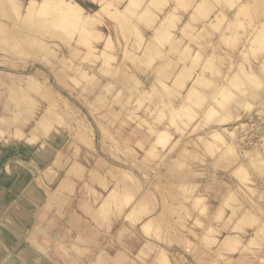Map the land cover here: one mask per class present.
Instances as JSON below:
<instances>
[{"label":"rangeland","instance_id":"obj_1","mask_svg":"<svg viewBox=\"0 0 264 264\" xmlns=\"http://www.w3.org/2000/svg\"><path fill=\"white\" fill-rule=\"evenodd\" d=\"M25 1L27 0H21V7L19 8V12L17 14L16 10L18 8H13V5L9 4L10 1L0 0V161L3 162L0 163V165H4L9 161L6 164V167L8 172H10L9 163H11L14 157H20L23 160H26L28 158V156L24 155L27 154L24 153L26 151L24 147L28 145H31L32 149H34V160L38 161L42 158L45 159L44 161H40L41 163L39 164L38 168H34V174L26 175L25 178H27L28 176V179H30V177H34V189H40L42 191V189L44 188L45 191L49 190L51 191V193H53V198L46 206H44V208L50 210V215H53L51 219L54 220H51L50 223H47L43 219L42 215H40V217L35 218L34 225L36 226L38 224L39 226H41L44 223L50 226L55 223L57 226H59L61 223H63V221H66L67 224H70L67 229L68 232L66 233L67 237L63 233L62 235L69 239H75L77 238V235L75 236V233L73 232L74 228L81 230L84 229L85 226H88L90 223H94L95 227L99 228L103 232H106V234L101 235L97 240H94L96 242H93L94 245L92 244V248H83V250L85 251L84 254L75 251L76 253L80 255H85L86 253L90 256H96L97 262L104 261L108 263V261L110 260L115 264H157L155 257H152V249L147 252L143 261L139 260L138 258H134L136 250L145 240V237L143 236L146 234V232H144V228L141 227L142 225L139 224V222L142 220L141 216L143 215V212H139L138 210L135 211L134 213L137 214H132L131 217H133V219L126 218V216L123 217L124 211L128 208V206H122L121 209L109 210L107 214L105 212H103L102 215L101 213H98L102 222L100 225L85 212V206L83 205L94 207L97 205L98 201H100L102 194H104L106 191V188L103 189L105 187L103 186V184L107 183L106 179L109 180L108 186L113 183L109 174V169L112 167L111 165L116 164L115 166L119 165L122 167H129L130 170L135 173L137 183H140L139 188H131L133 199H136V208L143 206L142 209H144L145 207L147 210H149V212L155 214L157 213L154 226V228L156 227L155 231L152 230V236L150 235L151 233L149 234V236H145L150 238L151 248H157L161 246V249H164V252L168 257L170 264H264V162L263 164H261L263 165V168L261 170L255 171L254 168H250L246 172L249 173L250 171V173L253 174L254 178L250 180L255 181V183L252 184L253 187L258 186V188H262L261 192H259V190L255 194L254 192L252 193L250 186L242 187L241 183H238V177L235 180L234 177H231V175L227 173V171H230L232 168L229 167L226 168V170L220 169L223 168L220 165H223L224 163H222L220 159L218 161L215 160L218 157L217 155H214L215 157L213 155H208L209 157H213L209 158L208 156H204L203 153H199L198 155L201 158H199L198 155L196 158V156L191 151H187L193 146L195 147L193 139H191V137H188L186 139L184 136L186 134L185 132H188V129L193 125L194 122L189 123L190 120H185L188 122L184 123L183 121H180V126H182V128H180L181 131L176 130L177 132L180 131L181 133L176 132L174 134L172 133L171 136H169V132L167 135L170 137L169 139L171 141L168 139V136H165L162 140L164 141V144H160L162 141L159 143V146L164 145V147L167 148L173 146V149L170 147L171 150L169 149L167 151V148H162L161 151L158 152L159 154H157V156H155L151 160L147 162L145 160V162L142 164L138 163L140 168H138V165L132 166V161L136 160L137 162V159H139L143 154L142 150H139V143L142 142V145H148L149 141L152 139V137L148 134L151 132L148 130L146 133L145 127H147L149 124H153L154 122H156L154 123V125H161L169 119L168 117H170L171 115L170 111H168L169 107L171 108L174 107V105H177V103L182 98L181 94L186 91V87L191 82L192 77L187 76L189 78V81H186L188 78H184V80H180L178 82L174 81V83L176 82L175 84H177V86L180 82L184 81L185 83H180L182 85L185 84V86L182 87L183 89H178V87L173 83L172 84L176 87H173V89H171V78L174 75L175 69L179 68V64L175 63L176 61H170L169 59H167L168 56L170 58L171 54L168 55L165 53V61H162V58L159 57V59L156 55H149V57L151 56V59L147 57H134L133 54L122 56V50H124L122 49L123 46L117 42L116 48H112L113 50L111 51L112 53L116 54V56H114L116 57V59H112L110 55V58L107 59L113 60V65L110 67L103 66L96 68L95 66L97 65L100 58L95 57L93 51H85L83 53V48L81 50H78V48H74L71 52L69 51L70 47H68L67 42L69 41L73 44L76 43L75 41H73L74 37L77 38V35L75 33L71 34L70 32L69 34V31H66L67 33L63 32L61 39H59L58 37H55V31L53 30V28H51V23L49 21L44 24L36 22L37 20L23 22L22 19L26 16V13L22 10V5L25 3ZM78 1L84 6L88 5V7L91 9L96 7L95 4L89 0ZM211 1V3L217 4V6L220 5L219 0ZM217 1L219 2V4ZM221 2H223V0ZM184 3L188 4V2ZM257 5L258 6L256 7L258 8L256 11H259V16H257L255 20H264V3L261 2ZM23 12L25 13L24 15L22 14ZM174 13L176 14V11ZM176 19L172 21L173 25L171 24V21V23L169 22L172 26H174V23H176V25L175 28H168V32L176 30V27L180 25V22L182 21L185 24V22H187L186 20L189 19V17L188 15L184 14V16L180 18V22H175ZM149 21L153 22L154 20L150 19ZM193 23L194 22L192 21L191 24ZM143 25L145 26V28H147V26L151 27V25L149 24H146V26L145 22L140 23L139 27H137L139 33L140 31L145 29ZM182 26L183 25H181V27ZM195 26L197 25L195 24ZM191 29L189 31H186L190 33L191 31H193ZM138 31H134L132 33V36H129V38L131 40H134L133 38L135 34V37H137L135 41H139L138 36L140 37L141 34L136 33ZM186 31L184 33L185 35H183L184 40L188 39L190 36H186L189 34H186ZM256 34H258L257 30ZM168 35H170V33H168ZM168 35L165 36L169 37ZM150 36L153 37V35L151 34ZM165 36H163V38H165ZM185 36L187 38H185ZM250 37L251 36H248L245 33H243L240 38H238V36L232 35L231 38H229L226 42L224 46L225 48H217V51L216 49H212L210 46L205 48V51L202 52V58L199 57L201 58L199 63H201L202 60L206 59L211 62L214 58V55L215 57L216 55L222 56V59L217 56L219 58L218 60H225L226 63L225 61H223L225 65L221 66L223 69L221 74L219 75V79H221V82L217 81V83H225V79L226 77H228V75L236 74L233 78V81L231 80L232 82H226V87L228 86V89H232V87H234L235 84H238L241 79H239L237 75L239 72L235 71L237 67L235 64L237 63V61L239 62L241 60H246L245 62L247 64L245 63L243 67L247 66L249 72H251V68H254L256 66L255 64L263 56L264 46H260V41L262 40L261 43L264 44V36L259 35V37L254 41L249 40ZM190 38L192 37L190 36ZM94 40L96 41L97 37ZM94 40L93 43L96 44L97 41L95 42ZM127 40H125V37H123L124 42H121V44H126ZM164 40L166 42V39ZM151 41L154 44L157 42L160 43L157 40L155 42L154 39H151ZM205 42H207V40ZM168 43L171 42H167V44ZM182 44L184 43L182 42ZM177 45L173 43L174 47H172V49H178V51H181V45L179 47ZM125 46L126 45H124V48ZM203 46L201 47L203 48ZM226 46H228V48ZM242 47L243 50L245 49L243 55H241V53L239 54V49L241 48L242 50ZM260 47L263 50L260 51ZM256 48H258L259 51ZM53 49L56 50V52ZM185 50L183 48L180 53H178V51L174 53L175 56L179 57V55H182L183 52L184 56L182 55L180 56V58L184 57V59H186L187 57L188 60H185V62H183L184 60L182 59L180 63L185 66L189 63L197 64V60L199 58H191L190 54H188L189 51L186 52V54ZM215 51L217 54L215 53ZM206 52L210 53L209 56L205 54ZM223 52H227L228 54H230V56H232L228 57L229 55L227 53L224 55ZM258 52H261V54L258 55ZM177 53L178 55H176ZM256 53L258 56L256 55ZM64 54L69 55L68 59L65 61L60 59ZM174 55L173 59L175 58ZM154 56H156L157 58ZM131 57L134 58L130 59ZM253 57H257L255 59V62ZM142 59H145L146 63L147 61L152 60L153 63L151 62L152 64L150 65L147 64L148 68H145V64L143 65L145 61ZM159 60L166 63H164V65L162 64L161 66L159 65L160 67L157 70V67L155 69L154 65L158 63L157 61ZM168 60L171 64L168 62ZM214 60L212 64L215 65L218 62H216L215 60V63ZM142 61L144 62L142 63ZM172 62L174 63L172 64ZM66 63L68 64V66L66 65ZM230 64H232L231 68ZM253 64L254 66L252 67L251 65ZM205 65V70L203 71V73L209 75L212 69H210L209 65L208 67H206ZM214 65L212 66L215 68L216 66ZM81 69H84V72L87 74L90 73L91 76H89L88 79L81 78ZM152 69L156 70H154L155 72L153 71L154 74L151 71ZM226 69L228 71H226ZM168 70L174 71L171 75H168L167 78V76H164L163 72H169ZM241 72H243V70ZM157 73H159V75L162 74L165 78L162 75L158 76ZM149 74H153L154 76H150ZM246 74L247 76L244 79H249L250 76L252 77L251 74L250 76L248 73ZM26 75L29 76L27 77ZM147 77L151 79L149 80V78ZM152 77H154L155 79ZM160 78L161 80H163L162 82H164L165 85L159 82L161 81ZM148 81L151 83H148ZM143 84L144 86L147 85L146 88H148V91L146 93H143V96L145 98H143L141 104L135 109L136 113L138 114L137 116L136 114H134V110L129 111L128 107L130 106V103L134 97L133 95L137 94L140 88L143 87ZM220 84L219 87H221ZM249 84L250 83H247L248 86H250ZM250 88L251 87L246 89L245 87L244 91L246 92L247 90V92L251 94H253L254 92V94H257V92H259L258 88L253 87L251 90ZM162 93L164 94V97ZM251 94H247V96L244 97V100H248V98L250 100L251 98L249 95ZM254 94V97L257 96L256 99L258 98V100H262L260 93L259 95ZM128 95L130 96V98L127 101L125 98ZM180 95L181 98L179 97ZM67 101L69 102V104H67ZM168 102H170L172 106L168 105L170 104ZM50 103H57L56 108L59 109V113L63 117L64 122H62L61 124H57V122H55L56 120L51 121V126L48 131L47 129H39V132H37V137L39 138L37 140L38 142L34 141L33 143V141H31L30 134H36V132L32 133L30 130H32L31 126L35 124L34 118L38 117V115H40L43 110L48 111L50 109L51 111L52 108L51 106H49ZM143 104H146L148 108H143ZM250 106H252V108H250ZM250 106V109L248 107L239 108V110H237V113H241L242 115L246 113L254 114V112H252V110H254V106ZM47 107L48 110H46ZM262 107L264 106L262 105ZM242 108H245L243 112H241ZM246 109L248 110L246 111ZM263 109L264 108H261V112H256V110H254L256 115L252 117L255 118L253 125H251V123H248L245 126L246 130H242L241 128L238 130V135L235 139L238 140V142H236L239 151L241 150L242 152L245 149L246 151L248 150V152L250 151L249 153H253L258 152L262 149L261 152H263L262 154L264 155V144L263 142H260L261 145L263 144L262 148L260 144L257 143V137L254 133L255 128L258 127L259 123V125H262L264 127ZM150 112L156 114H149ZM47 113L49 116H53L51 112L48 111ZM127 113H130L133 117L128 116ZM31 114H33V116H31ZM30 116L32 118H30ZM235 119L231 120V123H233ZM244 121H249V118H245ZM15 124H17V126ZM54 126L60 128L61 130L59 131V129H57L58 131H56ZM14 127H18L17 129L15 128V136L13 135ZM87 128H90V133ZM172 130V132H175L174 129ZM19 131L21 132L20 137L19 134L18 136L16 135L17 133H20ZM104 132H108L107 135L109 134V136H106L107 138L103 137ZM62 134L64 135L62 136ZM177 134L179 135V137ZM202 134L204 135L205 133ZM22 135H24L25 137ZM27 136L30 138L28 139ZM51 137L54 138V141L56 142H54ZM232 140L234 139L232 138ZM168 141L170 142L168 143ZM185 141L187 142V144L184 143ZM28 142L29 144H27ZM42 142L43 144L41 146L40 144ZM44 142L50 144V146L46 145ZM182 143H184V145ZM20 145H22L24 152H16ZM1 146L9 148V157L6 155L7 153H3ZM183 146L184 148H182ZM50 148L53 153H50ZM131 149H133V151ZM55 152L56 155L53 158L54 163H52V169L49 170V168L45 167V164L51 162L50 158L53 157ZM195 152L200 151L197 150ZM201 154L202 156H200ZM19 155L23 156L21 157ZM210 160L214 163H212ZM71 161H78V163L80 164V167L78 168V171L80 170L79 173L73 172L74 174L72 175L69 173L64 174L66 166ZM217 162H219V164H217ZM220 162L222 164H220ZM210 163H212L213 166L210 165ZM11 165L16 167L17 165L19 166V164L17 163H13ZM216 165H219L220 168L218 169V166ZM92 168H95L100 173V175H98V178L105 181L103 182V184H99L98 180L94 179V181H90V179H88V175H86V172ZM210 168H212V170L216 168L215 176L217 179L212 178L211 174H208V171L211 170ZM110 170L113 172L114 168L112 167ZM56 172H60L61 174L64 172L63 175L70 176L71 183H66L64 185L61 183L62 187L59 186L58 189L57 183L59 179L54 178V174ZM80 172H83L85 176L84 178L81 179V177H78V175L76 177H73L75 174H81ZM14 175H16V173ZM22 176H24L23 170ZM84 181L88 182L84 183ZM258 182H260V184H258ZM190 183L200 184L197 186L199 189L196 188V185L194 184V191H190L189 187L192 188ZM101 186H103V188H101ZM70 187L72 189V192L70 191ZM58 190L61 191L62 195L60 194L58 196ZM196 192L198 194L202 193L201 195L205 197V211H202L201 209L199 210L198 206H196L195 204L193 205L191 196H193L194 193L196 194ZM45 193L47 197V192ZM226 196H228V202L231 204V206H227L228 203L225 204L226 209L224 214L220 217H217V219H214V212L221 206V204H224V199L226 198ZM54 197L57 199H54ZM123 200V203L128 201L125 200V198ZM1 205H3L5 208H8V206H6V202L4 204L0 202V207H2ZM186 206L188 208H186ZM19 207L17 208L21 209ZM5 208L2 207V209ZM244 208H248L250 210L252 209L251 211L254 212L255 217H258V224H261V231L258 234L254 232L257 225L242 226L239 223V230L234 228L236 223H234V220ZM41 209L39 211V214H41ZM138 209L140 210V208ZM187 209L189 210V214L186 213ZM66 211H75L77 212L78 216L72 214V217H68L65 215ZM61 212L62 215L60 214ZM139 213L141 214V216ZM0 217L1 231V229L5 226L7 219H5V217L1 215ZM193 218H195L194 221ZM19 219V222L21 223L22 220L20 217ZM197 219H200V221L198 220L197 222ZM211 220L212 223L216 226V231L213 233V237L215 238L208 237L206 239H199L201 238L199 235L203 232L204 225L211 223ZM199 222L201 223V227ZM182 223H192L189 225L191 229L190 227H187L189 230L184 231L183 227L180 226L182 225ZM67 224L66 226H68ZM35 226H33L31 231H29V233L26 235L25 233H20L19 231V235H21L20 238L22 239L23 235H25L27 239L32 231L35 230ZM38 228L39 230L41 229V227ZM64 228L61 230H64ZM236 230L239 235L236 240V244L235 241L229 242V244H225V242L221 240L226 233L233 234ZM85 235L90 236L91 234L86 233ZM184 235L189 238L187 239V241H185V238L187 237H185ZM251 235L253 236L252 238H250ZM181 239L185 240L182 241ZM212 240L215 241L213 242ZM0 243L2 245H5L2 240H0ZM81 243L83 245H86V242L84 240L81 241ZM106 243H108L107 246H105ZM13 248L6 245L4 246L3 250L6 255V260H12V258L14 257L10 252ZM73 251L74 250H72V254L74 256H77L78 254L74 253ZM7 252H9V254ZM65 253L68 254V252L66 251ZM115 257H118L120 260H114ZM79 260L80 259L78 258L77 261ZM74 261L75 262L73 264L77 262L76 260ZM86 262H88L87 264H93V261L90 259H88Z\"/></svg>","mask_w":264,"mask_h":264},{"label":"bare ground","instance_id":"obj_2","mask_svg":"<svg viewBox=\"0 0 264 264\" xmlns=\"http://www.w3.org/2000/svg\"><path fill=\"white\" fill-rule=\"evenodd\" d=\"M8 1H10L9 4L13 5L12 6L13 8H16V9L18 8L16 10L17 14H18V12H19L18 10L21 7V0H8ZM89 1L94 3L96 7L91 9L89 7L84 6L78 0H27L22 5V10L25 11V13H26L25 14L23 12L22 14L23 15L25 14L26 16L24 18L22 17L23 19L22 18L21 19L23 20V22H27L30 20H37L36 22L42 23V24L49 21L51 23V28H53V30L55 31V37H58L59 39H61L63 32L69 31V34H70V32H71V34L75 33L77 35V38L74 37L73 41H75L76 43L73 44V43H70L69 41L67 42L68 47H70L69 51L71 52L74 48H78V50H81L83 48L84 49V51L82 50L83 53L85 51H87V52L93 51L94 56L100 58L97 65L95 66L96 68L103 67V66H107V67L109 66L110 67L113 65V60H107V59H109L110 56L112 59L113 58L116 59V57H114V56H116V54L112 53L111 51L113 49H115L116 44L119 43L120 45L123 46L122 49H124V50H122L123 51L122 56L123 55L127 56L129 54H133L134 57H141V58L147 57V58L151 59V56L149 57V55H156V56H158V58L159 57L162 58V61L163 60L165 61L166 54H168V55L171 54L170 58L168 56L167 59H169L170 61L174 60V61H176L175 62L176 64H179L178 65L179 68H176L177 70L174 68L176 66H174L173 68L175 69V71L174 70L169 71L170 70L169 69L168 70L169 72H163L164 76H167V78H168V75H171L174 71V75L171 78V81H173V82L170 81V84L172 86L171 89H173V87L177 86V84H175L176 82L174 83V81L178 82L180 80H184V78L187 79L188 77H192L191 82L186 87V91L183 94H181L182 98H181V95L179 96L181 99L179 98L180 101L177 103V105L176 106L174 105V107H171V108L169 107V110L166 109V110L170 111V113H171L170 117H168L169 119L167 118L168 119L167 121L164 120L165 122L164 123L162 122L163 124H161V125H157V124L154 125V123H156V122H154L153 124H149L147 127H145L146 133L148 130L151 132L148 134H149V136L152 137V139L149 141L148 145H145V144L142 145V142L139 141L141 143V145H140V143L138 142L139 147H140L139 150H142L143 154L140 156L139 159H137V162H136V160L132 161L133 162L132 166H136V165H138V163L142 164L145 162V160L147 162V161L151 160L152 158H154L155 156H157V154H159L158 152L161 151L162 148H167V147H164V145L159 146L160 144H164V141H162L164 139V137L168 136V135L171 136L172 133L174 134L177 132L176 130L181 131V129H180V128H182V126H180L181 122L183 121L184 123H186L190 120L189 123L190 122H192V123L194 122V123L188 129V132H185L186 134L184 136L186 139L188 137H191V139H193V141H194L195 147L193 146L191 149H188L187 151H191L196 156V158H197V155L199 153H203L204 156L217 155L219 158L217 157L218 159L216 158L215 160L218 161L220 159V161L222 163H224L223 165H220L223 168H220L219 165H216V166H218L217 167L218 169L220 168L222 170H226V168H229V167L232 168L231 170L228 169L230 171H227V173L230 174L231 177H234L235 180L238 177L239 178V179H237L238 183H241L242 187L250 186L252 193L254 192L255 194L259 190H260L259 192H261L262 188L261 187L258 188V186L253 187L252 184H254L255 181H250L254 178L253 174H251L250 171H249V173H246V172L250 168H254L255 171H259L263 168V165H261L264 162V155L262 154L263 152H261L262 149L258 152L249 153L250 151L248 152V150L246 151L243 148L244 150L241 152V150L239 151V149L237 147L238 140L235 138L237 137L238 130L240 128L242 130H246V127H245L246 124L251 123V125H253L255 118H252V117H254L256 115L254 110H256V112H258V111L261 112L262 111L261 108H264V107H262V105L264 106V82H263V78H264V53H263V56L259 59V61L255 64L256 66L254 68H251V66L253 67L254 64L250 66L251 72H249V69L247 66L243 67L246 63L245 62L246 60H241L239 62L237 61V63L235 64L237 66L235 71L239 72L237 75H238V78L239 79L241 78V79H240L239 83L237 82L238 84H235V83H234L235 85L233 84L234 87H232V89H230V88L228 89L227 88L228 86L226 87V84L228 82H232L233 78L236 74L228 75V77H226V79H225V81L227 83L226 82L225 83L222 82L221 84L217 83V81L221 82L220 81L221 79H219V75L221 74L222 69H223L221 66L225 65L223 62L225 60H223V61L220 60L221 61L220 62L218 60L219 58L217 56H219L220 58L222 56L216 55V57H215V55H214V58L212 59L211 62L207 59L202 60L201 63H199V62L202 58V52L205 51V48L210 46L212 49H216V51H217V48L219 49V48H222L225 46L226 42L228 41L229 38H231L232 35L238 36V38H240V36L243 35V33H245L248 36H251L250 39L249 38L248 39L252 40V41L257 39L259 37V35L264 36V20H260V21L255 20L256 17L259 16V11H256L258 7H256V6H258L257 5L258 3H261V2L264 3V0H223V2H221L222 0L221 1L219 0L221 6L220 5L217 6V4L211 3L212 2L211 0H187V1H184V0H89ZM184 2H188V4L184 3ZM219 2H218V4H219ZM259 10H260V8H259ZM175 11H176V14L174 13ZM184 14L188 15V17H189V19L186 20L187 22H185V24L183 21L180 22L181 21L180 18L183 17ZM196 17H197V19H196ZM263 18H264V16H263ZM150 19L154 20L155 22L154 21L150 22L149 21ZM175 19H176L175 22H180V25H178L176 27V30H172L171 32L170 31L168 32V30H167L168 28L169 29H172V27L175 28L176 23H174V26H172L173 25L172 21H174ZM190 19H191V22L192 21L194 22L193 24H191ZM195 21H197V22H195ZM143 22H145V25L146 24L151 25V27L146 25L148 28L147 29L143 25L145 29L140 31V33H139V31L137 30V27H139V24L143 23ZM169 22L172 25H170ZM195 24L197 26H195ZM181 25H183V26L181 27ZM191 27H192V29H191ZM182 28H184V29H182ZM188 28L193 30L190 32L191 34L186 31V30H188V31L190 30ZM249 28H251V29H249ZM184 30L187 32L186 34L189 33L186 36L188 37L190 35L193 39L190 38V36H189L188 39L184 40V38H183V35H185ZM256 30H257L258 34H256ZM134 31H138L136 33L141 34L140 37L138 36L139 41H135L137 38V37H135V34H134V38H133L134 40H131L129 38V36H132V33ZM167 32L170 33V35H168ZM139 34H136V35H139ZM150 34L153 35V37H151ZM165 35H168L169 37H166ZM163 36H165V38H163ZM186 36H185V38H187ZM96 37H97V40H96L97 43L95 44V43H93V40L96 39ZM123 37H125V40H127L129 38L126 41V44H123V43L121 44V42H124ZM151 39L152 40L154 39L155 42L157 40L160 43L157 42L158 44L157 43L154 44V43H152ZM164 39H166V42ZM206 40L208 43L205 42ZM246 40H247V38H246ZM176 41H177V43H176ZM261 41H260V46H264V44H262ZM167 42H171V43L167 44ZM182 42L184 44H182ZM247 42H248V40H247ZM173 43L176 45L178 44L177 45L178 47L181 45L182 50H183V48H184V50L186 49L185 53L189 51L188 54H190L191 58L196 59V58L201 57L198 59L199 61L197 60L198 63L197 64H191L188 62L189 64L186 66L181 64L180 61H182V59L184 60L183 62H185V60H188V59L186 56H185L186 59H184V57L180 58V56L183 55V52H182V55L181 54L179 55V57L174 55V53L176 51H178V49L177 50L172 49V47H174ZM124 45H126L125 48H124ZM234 45H232V46H234ZM177 46H176V48H177ZM201 46H203L204 49ZM226 47L228 48V46H226ZM181 48H179V49H181ZM256 49L258 50V48H256ZM259 50L261 51L263 49L261 48ZM54 51L56 52V50H54ZM181 51H178V53H180ZM216 51H215V53H216ZM233 51H235V50H233ZM239 51H238L239 54L241 53V55H243V53L245 52V49L243 50V47H242V50L240 48ZM178 53L176 55H178ZM226 53L223 52L224 55ZM254 53H255V51H254ZM205 54L207 56H209L210 53L206 52ZM211 54H214V53H211ZM248 54H247V59H248ZM260 54H261V52L260 53L258 52V55H260ZM173 55L175 56L174 59H173ZM228 55H229L228 57L232 56V55L230 56V54H228ZM256 55H257V53H256ZM156 56H154V57H156ZM68 57H69L68 54H66V55L64 54L60 59L65 61L68 59ZM134 57H131L130 59H133ZM207 58H209V57H207ZM253 58H254V62H255V59L257 57L256 58L253 57ZM214 59L218 63H216ZM142 60L145 61V62L142 61V63L144 62L143 65L145 64L144 65L145 68H148L147 64L150 65L153 63L152 60L147 61V63H146L145 59H142ZM169 60H168V62L170 63ZM213 60L216 63L215 65L212 64ZM162 61L161 60L157 61L159 64L156 63L154 65L155 69L157 67V70H158V68L162 64L164 65V63H166V62H162ZM203 61H206V62H203ZM229 61H231V60H229ZM173 63L174 62H172V64ZM219 63H222V64H219ZM225 63H226V61H225ZM217 64H218V67H217ZM232 64H233V62H232ZM232 64H230V68H231ZM66 65L68 66L67 63H66ZM204 65L206 67H208V65H209L210 69H212V71L210 70L211 73L209 75H206L205 73H203V71L205 70ZM212 65H214L216 67L214 68ZM249 65H250V63H249ZM155 69L151 70L152 73ZM227 69H226V71H228ZM81 70H82L81 71V73H82L81 78L88 79L89 76H91L90 73L89 74L85 73L84 69H81ZM240 70L241 71L243 70V72H241ZM226 71H225V73H226ZM232 73H233V71H232ZM246 73H248L249 76L251 74L252 77L250 76L251 78L249 77V79H244L247 76ZM153 74H151V75L149 74V75L152 76ZM157 74H158V76L162 75L161 73H160L161 75H159V73H157ZM26 76L28 77L29 75H26ZM149 77H147V78H149ZM152 78H154V77H152ZM157 78H159V77H157ZM150 79L151 78H149V80ZM160 80H161V78H160ZM162 81L163 80H161L159 82L163 83V85H165V83ZM186 81H189V78ZM148 83H151V82L148 81ZM148 83H147V85H148ZM172 83L175 84L176 86H174ZM180 83H185V82L183 81ZM180 83L177 86L178 89H181L182 87L185 86V84L182 85ZM247 83H250L249 84L250 86H248ZM219 84L221 85V87H219ZM147 85L144 86V84H143V87L140 88V90L137 92V94L133 95L134 97L130 103V106L128 107V110L129 111L134 110V114H136L137 116H138V114L136 113L135 109H136V107H138L141 104L143 98H145L143 96V93H146L148 91V88H146ZM246 85L248 86V88L251 87L250 90L253 87L258 88L259 92H257V89H256V92L258 95L260 93L262 100H258V98L256 99L257 96L256 97L253 96V94L255 92L253 94L247 92V90L245 92L244 88L246 87V89H248ZM152 89H150V90H152ZM247 94H251V95H249L251 99L249 100V98H248V100L245 99L246 100L245 101L244 97L247 96ZM257 94H254V95H257ZM163 97H164V94H163ZM129 98H130V96L128 95L125 99L128 101ZM165 100H166V98H165ZM205 100H207V101H205ZM165 103H166V101H165ZM168 103H170V102H168ZM67 104H69L68 101H67ZM168 105L172 106L171 103ZM250 105L254 106V110H252V112H254V114L253 113H250V114L246 113V114L242 115L241 113H237V110H239V108H241V107H246V108L248 107L249 108ZM49 106H51V108H52L51 111H50V109L48 110ZM49 106L47 107V109L46 108L45 109L48 110L49 112H51L53 116H51V115L49 116L47 113L48 111L43 110L40 113V115H38V117H36V118L33 117L35 120L34 121L35 124H33V126H31L32 130H30L32 133L36 132V134H30L31 135V141H33V143H34V141L38 142L37 140L39 138L37 137V132H39V129H44V130L47 129V131H48L50 129V126H51L50 125L51 121L56 120L55 122H57V124H61L62 122H64L63 117L59 113V109L56 108L57 103H52V104L50 103ZM143 108L147 109L148 107L146 106V104H143ZM250 108H252V106H250ZM244 109L242 108L241 112H243ZM247 110L248 109H246V111ZM51 113H49V114H51ZM127 114H128V116L133 117L130 113H127ZM149 114L155 115L156 113L154 114L153 112H150ZM31 116H33V114H31ZM31 116H30V118H32ZM54 116H55V118H54ZM233 118L234 119L236 118V119L233 123H231V120H234ZM245 118H249V121L245 122L244 121ZM185 120H188V121H185ZM230 123H231V125H230ZM259 124H258V127L255 128L254 133L256 134L255 136L257 137V140H256L257 143L260 144V142H263V144H264V127L262 125H259ZM15 125L17 126V124H15ZM15 128L16 127H14L13 133L16 132ZM57 129H59V131L61 130L60 128L55 127L56 131H58ZM172 129H174L175 132H172L173 131ZM183 129H185V128H183ZM88 130L90 133V128ZM180 131H178V132L181 133ZM17 132H18V130H17ZM169 132H170V134H168ZM107 133L104 132L103 137H106V136L108 137L109 134L107 135ZM202 133H205V134L203 135ZM18 134L20 137L21 132L17 133L16 135L18 136ZM13 135L15 136V133ZM63 135L64 134H62V136ZM181 135H180V137H181ZM22 136H24V135H22ZM169 136H168V139L170 138ZM60 137H61V135H60ZM178 137H179V135H178ZM27 138L29 139L30 137L27 136ZM232 138L234 140H232ZM52 140L54 141L55 139L52 138ZM182 140H183V138H182ZM170 141H168V143ZM54 142H56V141H54ZM174 142H175V140H174ZM44 143L46 145L50 146V144H48L46 142H44ZM176 143H177V141H176ZM184 143L187 144L186 141ZM184 143H182V144L184 145ZM27 144H29V142ZM42 144H43V142L40 145L42 146ZM174 145H175V143H174ZM254 145H255V143H254ZM262 145L260 144L261 147H262ZM165 146H166V142H165ZM27 147H29V148H27L28 150L30 148L32 149L31 145H28ZM170 147L167 148V151L170 149ZM171 148L173 149L174 147L172 146ZM182 148H184V146ZM177 149H178V147H177ZM131 150L133 151V149H131ZM197 150H199L200 152H195ZM49 151H50V153H53L51 148L49 149ZM47 152H48V150H47ZM134 152H137V151H134ZM35 155H36V153H35ZM55 155H56V152L54 153L53 157L50 158L51 162L48 164H45L46 165L45 167L49 168V170L52 169V163H54L53 158ZM162 155H164V154H162ZM200 156H202V154ZM198 157H199V155H198ZM199 158H201V157H199ZM203 158H202V160H203ZM209 158H213V157H209ZM221 162H220V164H222ZM212 163H214V162H212ZM212 163H210V165L213 166ZM215 164H216V162H215ZM215 164H214V166H215ZM217 164H219V162H217ZM115 165H111L114 168L113 172L110 170L112 167L109 169V174L111 176V180L113 181V183H111V185H109V186H108V183H109L108 179H106L107 183L103 184V182H105V181L100 180V178H98V175H100V173L95 168L89 169L86 172V175H88V179H90V181H94V179L98 180L99 184L102 183L103 186H105L104 188H103V186H101V188H103V189L106 188V191L104 194H102V197H101L100 201H98L96 206L92 207V206L83 205V206H85L84 207L85 212L90 217H92L95 222H98L100 225L102 222H101V218L99 217L98 213H101V215H102V213L105 212L107 214V212H109V210L121 209L122 206H125V207L128 206V208L124 211L123 217L126 216V218H129V219L132 218L133 219V217H131V216L135 211L138 210L139 212L140 211L143 212L142 216L139 213L140 216L142 217V220L139 222V224H141L142 226L141 225L140 226L144 228L143 230H144V232H146L145 235L149 236V234L151 233L150 235L152 236V230L155 231V229H156V227L154 228V226H155V222H156L155 218H156L157 213L156 214L151 213L145 207H144V209H142L143 206L138 207V208H140V210L138 208H136V206H135L136 205L135 204L136 199H133V194L131 193V188H133V187L139 188L140 183H137L135 173L132 170H130L129 167H122L119 165L118 166H115ZM79 167H80V164L78 163V161H71L66 166V169L64 171L65 173L64 172L63 173L64 174L69 173L71 175L74 174L73 172L79 173V171H80V170L78 171ZM138 168H140L139 165H138ZM212 168H210L211 170L208 171L209 172L208 174H211L212 178H216V176H215V174H216L215 169L216 168L213 170H212ZM63 173L61 174L60 172H56L54 174V176H55L54 178L59 179L58 183H57L58 189H59V186L62 187L61 183L63 185L66 183H71L70 176L63 175ZM80 173L81 174H75L73 177H76L78 175V177H81V179L84 178L85 176H84L83 172H80ZM87 182L88 181H84V183H87ZM194 184L196 185V188H198L197 186L200 185L198 183H194ZM194 184L193 183L191 184L192 188L189 187L190 191H194L193 190L194 189L193 187H195V186H193ZM258 184H260V182H258ZM70 189H71V187H70ZM70 191L72 192V189ZM46 192H47L46 201L49 203L50 200L53 198V193H51V191H49V190ZM197 192H198V190H197ZM197 192H196V194L194 193V195L191 196V198H192L191 200L193 202V205L195 204L196 206H198L199 210L201 209L202 211H205V207H206V204L204 203L205 197L201 195L202 193L198 194ZM57 193L59 196L61 194V191L58 190ZM263 193H264V191H263ZM55 195H57V194H55ZM260 195H261V193H260ZM124 198H125V200H128L125 203H123ZM54 199H57V198L54 197ZM228 201H229L228 196H226V198L224 199V204H221V206L214 212V214H213L214 219H217V217H220L221 215L224 214L225 209H226L225 204L228 203L227 206H229V207L231 206V204ZM186 208H188V207L186 206ZM251 210L248 208H244L241 211V213L234 220V223L236 222L234 228L239 230V223L242 226L257 225L254 232L256 234H258L261 231V224H258V220H257L258 217L257 216L255 217L254 212H252ZM186 213L189 214L188 209H187ZM140 216H138V217H140ZM138 219H140V218H138ZM194 220H195V218H193V221ZM198 220L200 221V219H197L196 221L198 222ZM210 222L211 223L204 225L203 232L199 235L201 238H199V239H202V238L206 239L208 237H210V238L213 237V235H214L213 233L216 231L215 230L216 226H215V224L212 223V220ZM98 223H96V224H98ZM190 224H192V223H187V224L182 223V225H180V226L183 227L184 231H188L189 229L187 227H190L189 226ZM38 227H40V226H38V224H37L34 227L35 230H33L32 233L30 234V236L27 237V239H26V243H27L26 245L27 246L25 247V249L22 250L21 256H22V258H24V260H27V258H28L30 261V264L31 263L32 264L33 263L34 264H55L51 260L53 250H51V247H49V246L53 241L54 243L58 244V246L56 247L57 250H59L58 247L61 248V244L59 242L60 239L58 237L59 234L57 232H55L54 237H51V235L49 233H47V231L45 229L43 230V228H42L43 226L41 227L40 230ZM44 227H46V226H44ZM200 227H201V223H200ZM254 228H255V226H254ZM190 229H191V227H190ZM237 230L233 234L232 233H226L222 237L221 240L224 241L225 244H229V242H232V241H235V244H236V240L239 236L237 233ZM190 231H192V230H190ZM143 235H144V233H143ZM145 235L143 236V237H145V240L136 250L134 258H136V259L138 258L139 260L143 261L147 252H149V250L152 249L153 250L152 251V257H155L157 264H170L169 259L166 255V253L164 252V249L163 248L161 249V246L157 247V248H155V247L151 248L150 238H148ZM184 236L187 237L186 235H184ZM20 237H21V235H19V231L16 230L14 221L13 220H7L5 226L0 231V240H2L6 246L13 248L14 246H16L18 241L21 240ZM252 237L253 236L251 235L250 238H252ZM213 238H215V237H213ZM185 239L184 240L187 241V239H189V238L187 237ZM199 239H198V241H199ZM181 240L184 241L183 239H181ZM81 241H83V238H82L81 234H78L77 238H75L69 242L70 245L68 246V248H69L68 250L70 252L69 255L71 257L70 259H67V261L69 263L73 261L72 257H74V255L72 254V250H74L73 251L74 253L80 252V253L84 254L85 251L83 250V248H86V246H81V244H79V243H81ZM239 242H240V240H239ZM185 244H186V242H185ZM5 245H2L0 243V264H2V263L3 264H11V262H12L11 260H5V262H4V258L6 257V255H5L3 248ZM47 245H48V247H47ZM51 246H52V244H51ZM145 248L147 249V251ZM226 250H229V249H226ZM7 253L9 254V252H7ZM78 256L84 257L83 255H80V254L77 255V257ZM114 260L119 261L120 259L118 257H115ZM87 263L88 262H86V261L84 262L83 260L80 259L75 264H87ZM98 263L102 264V262H100V261H98Z\"/></svg>","mask_w":264,"mask_h":264},{"label":"crops","instance_id":"obj_3","mask_svg":"<svg viewBox=\"0 0 264 264\" xmlns=\"http://www.w3.org/2000/svg\"><path fill=\"white\" fill-rule=\"evenodd\" d=\"M86 7H88V5H86ZM1 147H2L3 153L4 152H5V154L7 153L6 155L9 157V154H8L9 148L4 147V146H1ZM27 148H28L27 146L24 147V149L26 150L24 152L22 145H20L19 148L16 150V152L17 151H20V152L23 151L24 153H27L24 155L28 156V158L26 160H23L20 157L19 158L14 157V159H12L11 163H9L10 172H8L7 167H6V164L9 161L4 165L3 164L0 165V202H2V204H4L6 202V206H8V208H5L3 205H1L5 209H2V207H0V215L4 216L5 219H7V220H13L15 222L16 230L20 231V233H25V235L28 234L29 231H31L33 226H35L34 225L35 224V221H34L35 218H38V217H40V215H42L45 222L50 223V221L52 220L51 218L53 216V215H50V210H47V208H44V206H46L48 204V202L46 201L47 197H46L45 189L43 188L42 191L40 189H38V190L34 189V187H33V185H34V179L33 178L34 177H30V179H28L29 178V176H28L27 178H25L26 175L34 174L33 173L34 168H38L39 164L41 163L40 161H42V160L44 161L45 159L42 158L38 161L34 160V149L30 148L28 150ZM0 150H1V148H0ZM19 156L22 157L23 155H19ZM17 161H19V162H17ZM12 162L19 164V166L18 165H17V167L12 166L11 165V164H13ZM0 163H3V162L0 161ZM22 170H23L24 176H22ZM15 173H16V175H14ZM35 190H36V192H35ZM19 206H22V207H19ZM17 207H19L21 209H18ZM39 208L40 209L42 208L41 214H39V211H40ZM72 212L66 211L65 215L68 217H70V216L72 217L73 216L72 214H74L75 216H78L77 212H75V211H72ZM60 214L62 215V212ZM19 217L22 220L21 223L19 222V220H20ZM32 222H34V223H32ZM66 224H67L66 221H63V223H61L59 226H57L55 223L53 225H50V226L43 223V225L40 226V227L43 226L42 227L43 230L45 229L47 231V233H49L51 235V237H54L55 232H57L59 234L58 237L60 239L59 242L61 244V248L58 247L59 250H57L56 247L58 246V244L54 243L53 241L51 243L52 246H51V244L49 246V247H51V250H53L52 256L50 255L52 257V259H51L52 262H54L55 264H66V263L67 264H73L75 262L74 260L77 261L79 258V259L83 260L84 262L87 261L88 259H90L93 261V263L100 264L97 262L96 256H93V255L90 256L89 254H86V253H85V255H83L84 257H77V256L72 257L73 262L69 263L67 261V259L71 258L69 255L70 252L68 250L69 249L68 246L70 245L69 242L71 240H73L74 238L73 239L66 238L67 237L66 233L68 232L67 229L70 225V224H67L68 226H66ZM44 226H46V227H44ZM63 228H64V230H61ZM73 232L75 233V236L78 234L82 235V238H84L83 240L86 242V245H83L82 243H79V244H81V246H86L87 249H89V247L92 248L93 242H96L94 240H97L99 238V236L106 234V232H103L99 228L95 227L94 223L93 224L90 223L88 226H85V228L81 229V230L74 228ZM62 233L66 237L64 235H62ZM86 233H90L91 235L86 236L85 235ZM25 235H23L22 239L20 241H18L16 246H14V248L10 251L12 256H14L11 260L12 261L11 264H30V261L28 258H27V260H24V258H22V256H21L22 250L25 249V247L27 246ZM107 245H108V243L105 244V246H107ZM47 247H48V245H47ZM65 251L68 252V254L65 253ZM4 259L6 260V257ZM102 264H115V263L109 260L108 263L103 261Z\"/></svg>","mask_w":264,"mask_h":264}]
</instances>
